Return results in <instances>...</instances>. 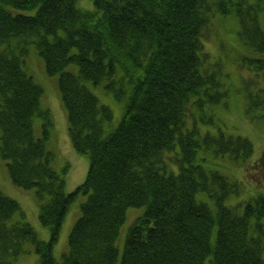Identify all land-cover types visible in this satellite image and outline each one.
Returning <instances> with one entry per match:
<instances>
[{"label": "trees", "instance_id": "1", "mask_svg": "<svg viewBox=\"0 0 264 264\" xmlns=\"http://www.w3.org/2000/svg\"><path fill=\"white\" fill-rule=\"evenodd\" d=\"M79 1L0 0V153L14 182L35 189L39 219L52 234L37 239L17 217L20 203L0 191V264H13L30 242L39 264H264V195L228 204L239 183L206 166L208 154L247 166L254 145L220 127L203 134L200 123L215 124L210 108L228 106L234 92L223 55L211 61L204 43L225 27H236L237 64L252 70L240 88L246 111L264 117V0H92L93 8ZM32 47L59 76L74 147L90 155L87 179L71 192L52 165L46 141L54 123L27 69ZM99 84L125 101L110 129L114 114L92 89ZM201 149H210L207 156ZM80 194L81 216L59 261L54 247ZM142 205L120 255L114 233L127 209ZM94 235L108 241L111 261Z\"/></svg>", "mask_w": 264, "mask_h": 264}, {"label": "rangeland", "instance_id": "2", "mask_svg": "<svg viewBox=\"0 0 264 264\" xmlns=\"http://www.w3.org/2000/svg\"><path fill=\"white\" fill-rule=\"evenodd\" d=\"M86 8H93L92 0H87ZM85 1H79L80 5H87ZM84 3V5H83ZM236 22V21H235ZM233 25L235 23L233 22ZM223 28V26H222ZM239 30V28H237ZM226 40V49L221 46L218 41L220 38ZM236 27L223 28L220 30V35L212 33L207 35L204 40L205 48L210 52L211 61H217L224 57L223 71L229 75L231 88L234 92L229 97V105L218 104L213 105L216 114V123L207 124L201 121L202 133H207L208 130L217 134L219 127L223 128L226 135H242L249 138L254 144L255 151L250 158V164L245 165L244 162L236 161L223 154L213 156L208 154L211 162L206 164L207 167L217 168L225 174L230 180L239 183V192L232 194L228 199V204L236 205L239 202L251 200L250 198L256 195H264V165L256 167L255 159L264 158V117L258 116V110L249 114L246 111V101L244 93L240 89L243 83L244 73L250 68H241L236 60L235 55L239 47ZM228 45V47H227ZM27 69L34 76L35 80L42 85L44 92L41 98L42 106L49 108L51 111L54 127L51 130L47 145L55 153L53 167L55 170L63 173L66 180V191L71 192L79 184L85 181L90 167V155L78 152L72 142L69 133V115L67 107L60 93L58 74H49L47 72L45 62L40 56L35 47H32L30 55L27 56ZM93 91L98 95L101 103H107L114 109L113 125H117L122 119L125 107L124 100H118L114 93L107 90L103 84L92 86ZM112 128L111 123L106 124ZM35 132L37 136H43L42 120L36 118ZM210 150V149H209ZM209 150L201 149L200 154L206 155ZM207 156V155H206ZM208 158V157H207ZM208 158V160H209ZM259 166V165H258ZM258 172L259 174H256ZM0 191L17 200L21 205V210L17 217L25 218L35 228L39 239L50 240L51 230L43 225L39 219L40 201L35 189L25 188L17 185L12 179L8 167L7 160L0 153ZM199 196H207L205 193H200ZM86 198V195L80 194L69 206L63 223V230L60 234L59 241L55 244L54 254L59 261H62L64 254L69 251V236L74 227V224L81 216V203ZM144 207H129L127 210L126 219L121 229V235L117 242L122 255L126 235L130 225L135 219L142 215ZM29 252L23 253L13 261V264H39V253L35 250L34 245L29 243Z\"/></svg>", "mask_w": 264, "mask_h": 264}, {"label": "bare ground", "instance_id": "3", "mask_svg": "<svg viewBox=\"0 0 264 264\" xmlns=\"http://www.w3.org/2000/svg\"><path fill=\"white\" fill-rule=\"evenodd\" d=\"M103 104V106H108L110 109H111V111H112V113L114 114V109L109 105V104H107V103H102ZM124 114V113H123ZM119 124V123H118ZM117 124V125H118ZM111 125L112 126H116V125H113V121L111 122ZM49 139V138H48ZM47 142V141H46ZM254 145V144H253ZM48 146V145H47ZM76 149V148H75ZM254 151H255V149H254ZM54 153V152H53ZM54 158H55V153H54ZM88 173H89V171H88ZM256 174H259L258 172H255V177H256ZM87 176H88V174H87ZM87 176H86V179H87ZM85 179V180H86ZM79 185H81V184H79ZM78 185V186H79ZM77 186V187H78ZM76 187V188H77ZM75 188V189H76ZM74 189V190H75ZM73 191V190H72ZM85 200H86V198H85ZM246 201H249V200H246ZM146 205V204H145ZM145 205H142V206H140V207H144V211L146 210V206ZM137 207H139V206H137ZM128 210V209H127ZM65 221V220H64ZM64 223V222H63ZM124 223V222H123ZM123 223L120 225V227H119V230H118V232H116V233H114V236H115V243H117L118 242V240H119V237H120V235H121V229H122V226H123ZM134 223V222H133ZM132 225V224H131ZM130 225V226H131ZM62 230H63V228H62ZM61 230V231H62ZM129 230V229H128ZM88 231L89 232H93V229L92 228H89L88 229ZM128 233V232H127ZM35 236L37 237V239H39V237H38V235L37 234H35ZM51 236H52V234H51ZM127 236V235H126ZM51 239V238H50ZM59 239H60V236H59V238H58V240H57V242L59 241ZM39 240H41V241H46V242H48V241H50V240H42V239H39ZM126 240V239H125ZM206 241L210 244V239H206ZM56 242V243H57ZM31 243V242H30ZM28 244L29 243H25L24 245H23V247L24 248H27V249H29V246H28ZM31 244H33V243H31ZM93 244L94 245H100L106 252H107V255L109 256H106V258H107V260L108 261H111V256H110V254L108 253V249H109V243H108V241H101L98 237H97V235H94V237H93ZM34 245V244H33ZM117 246H118V244H117ZM124 246H125V244H124ZM34 248H35V245H34ZM118 249H119V247H118ZM119 252H120V249H119ZM123 253V252H122ZM53 255H54V257L56 258V256H55V254L53 253ZM120 255H121V253H120ZM212 258H215L216 257V255H215V250H213L212 251ZM202 262L203 263H206V264H208V262H206L205 260H202ZM39 263H40V258H39Z\"/></svg>", "mask_w": 264, "mask_h": 264}]
</instances>
